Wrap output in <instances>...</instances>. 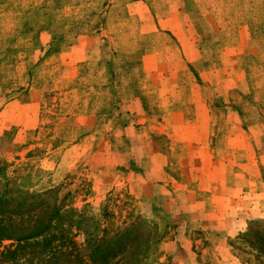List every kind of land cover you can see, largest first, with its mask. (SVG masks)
<instances>
[{
  "label": "rangeland",
  "instance_id": "rangeland-1",
  "mask_svg": "<svg viewBox=\"0 0 264 264\" xmlns=\"http://www.w3.org/2000/svg\"><path fill=\"white\" fill-rule=\"evenodd\" d=\"M262 192L264 0H0L10 206L35 195L45 219L61 201L50 233L67 228L84 255L87 236L135 223L128 238L152 239L143 264H247L237 237L263 228ZM40 250L5 260L42 264Z\"/></svg>",
  "mask_w": 264,
  "mask_h": 264
},
{
  "label": "trees",
  "instance_id": "trees-1",
  "mask_svg": "<svg viewBox=\"0 0 264 264\" xmlns=\"http://www.w3.org/2000/svg\"><path fill=\"white\" fill-rule=\"evenodd\" d=\"M25 196L26 200L24 199L16 206H10L9 201L5 202L0 197V241L8 239L17 243L14 249H10L9 246L4 249L5 252L0 251V264H7L9 260H5L6 258L12 263L18 250L34 245H40L41 258L39 257L38 262L42 264H143L150 253L151 237L141 238L140 235L133 239L128 238V233L132 231L129 228L135 224L131 223L129 227L126 225L127 227L114 231L104 228L101 235L96 234L92 238L87 236L89 250L84 255L82 251L76 250L75 246L69 244L72 242L65 234L67 228L61 227L58 233H50L59 228L60 217L64 214L61 201L54 200L52 211L45 219H39L35 211H40V203L27 202L29 197L35 195L26 194ZM6 214L7 217L4 216ZM80 221L77 220L75 225L80 224ZM137 222L135 228L144 221L139 219ZM260 223V220L250 222L247 230L237 237L249 249L245 251L243 248H238V251L251 256L244 260V263L264 264V226L259 229ZM253 226L257 228L253 229ZM78 227L88 235L86 229L84 230L80 225Z\"/></svg>",
  "mask_w": 264,
  "mask_h": 264
},
{
  "label": "crops",
  "instance_id": "crops-1",
  "mask_svg": "<svg viewBox=\"0 0 264 264\" xmlns=\"http://www.w3.org/2000/svg\"><path fill=\"white\" fill-rule=\"evenodd\" d=\"M133 13H136V12H133ZM141 26L143 28L142 31H145V32H151V31L156 29V27L155 26L153 27L152 24L149 21L142 22ZM182 49L184 50L183 47H182ZM193 53L196 55L198 53V51L195 50ZM186 60L188 61V58ZM261 194L264 195V192H262ZM262 205L264 206V197L262 199ZM239 208L240 207H238L237 210H236L237 212L235 214V218L231 222H229V224L227 225L228 228L232 231V232H230V230H229V232H227V235H231L233 233H237V232H240V231L244 230V227H245L246 222L248 220H250V219H252L254 217L261 216L260 210H258V206L257 205L256 206H252V208L247 207V209H249V210H247V209L246 210H238ZM263 213H264V211H263Z\"/></svg>",
  "mask_w": 264,
  "mask_h": 264
}]
</instances>
